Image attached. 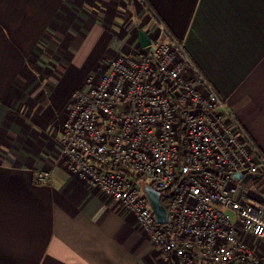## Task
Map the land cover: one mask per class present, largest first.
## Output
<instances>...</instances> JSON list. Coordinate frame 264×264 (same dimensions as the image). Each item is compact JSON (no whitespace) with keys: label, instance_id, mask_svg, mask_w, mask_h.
<instances>
[{"label":"crops","instance_id":"obj_1","mask_svg":"<svg viewBox=\"0 0 264 264\" xmlns=\"http://www.w3.org/2000/svg\"><path fill=\"white\" fill-rule=\"evenodd\" d=\"M158 18L264 153V0H0V264H183L60 154L73 91L122 39L142 45L143 29L152 42ZM261 186L262 172L243 197L261 203ZM243 236L264 264V239Z\"/></svg>","mask_w":264,"mask_h":264},{"label":"built area","instance_id":"obj_2","mask_svg":"<svg viewBox=\"0 0 264 264\" xmlns=\"http://www.w3.org/2000/svg\"><path fill=\"white\" fill-rule=\"evenodd\" d=\"M158 22L149 47L122 39L101 72L73 91L60 154L72 172L134 212L167 258L262 264L243 233L264 239V205L243 197L236 173L264 171V153L184 40ZM52 173L40 168L38 178ZM144 183L161 199L167 193L166 220H158Z\"/></svg>","mask_w":264,"mask_h":264},{"label":"water","instance_id":"obj_3","mask_svg":"<svg viewBox=\"0 0 264 264\" xmlns=\"http://www.w3.org/2000/svg\"><path fill=\"white\" fill-rule=\"evenodd\" d=\"M139 39L144 47H149L151 39L143 29H139ZM236 175L241 178L244 184H246L249 179L257 177L258 173L248 172L246 174H243L242 172H237ZM145 191L158 220H166L168 217V211L166 205L161 199L160 191L153 188L151 185H146Z\"/></svg>","mask_w":264,"mask_h":264},{"label":"rangeland","instance_id":"obj_4","mask_svg":"<svg viewBox=\"0 0 264 264\" xmlns=\"http://www.w3.org/2000/svg\"><path fill=\"white\" fill-rule=\"evenodd\" d=\"M262 173H264V171H262ZM146 184L147 183L142 184L143 188L145 187ZM254 192L257 193L256 194L257 198H259V199L261 198L263 200V201L261 200V203L264 205V187L263 186L256 187L255 190H254ZM255 202H258V201L255 200Z\"/></svg>","mask_w":264,"mask_h":264},{"label":"trees","instance_id":"obj_5","mask_svg":"<svg viewBox=\"0 0 264 264\" xmlns=\"http://www.w3.org/2000/svg\"><path fill=\"white\" fill-rule=\"evenodd\" d=\"M167 197V193L165 191L162 192V200L165 202Z\"/></svg>","mask_w":264,"mask_h":264}]
</instances>
